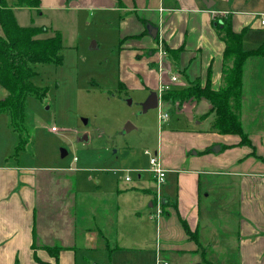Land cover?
I'll return each mask as SVG.
<instances>
[{
    "label": "crops",
    "instance_id": "crops-1",
    "mask_svg": "<svg viewBox=\"0 0 264 264\" xmlns=\"http://www.w3.org/2000/svg\"><path fill=\"white\" fill-rule=\"evenodd\" d=\"M212 3L209 8L204 0H40V11H59L75 27L72 44L79 48L86 32V43L93 41L89 50H104L107 61H114L112 89L138 93L141 102L157 92L162 111L185 116L187 129L172 125L160 131L156 153L167 170L162 197L153 187L122 178L114 185L103 181L107 191L97 179V189L84 192L77 172L87 168V160L77 157L50 168L12 165L1 155L0 264H78L81 254L85 264H111L113 258L124 264H227L212 258H221L227 246L237 247L241 264H264V127L256 126L258 111L252 113L264 61L248 60L245 74L243 124L251 145L241 144L239 135L210 131L215 115L207 99L162 98L164 88L197 81L204 87L209 75L212 89L221 88L226 46L215 21L230 18L234 31L245 30L246 50L252 34L264 41V0ZM150 26L158 30L156 38ZM57 31L66 46L68 36ZM1 89L0 99L7 94ZM160 122L168 124L170 115ZM216 145L220 153H214ZM157 199L163 200L159 216ZM205 214L210 221L202 228ZM232 216L237 234L228 227ZM212 220L223 222L220 231Z\"/></svg>",
    "mask_w": 264,
    "mask_h": 264
},
{
    "label": "rangeland",
    "instance_id": "rangeland-1",
    "mask_svg": "<svg viewBox=\"0 0 264 264\" xmlns=\"http://www.w3.org/2000/svg\"><path fill=\"white\" fill-rule=\"evenodd\" d=\"M41 12L43 15L39 14ZM17 15L26 27L36 26L43 21L42 23L49 27L53 25L55 30L62 29L69 40L66 38L67 44H64L65 47L61 51V64L36 65L37 73L32 81L36 86L45 88L46 94L40 98L33 95L27 97L24 119L12 125L10 115L0 112V156L8 155L12 165L50 168H59L60 166H56L58 163L67 165L77 157L81 162L87 160V168L77 172L78 178H81L78 183L82 184L84 192L96 188L97 179L101 180L100 186L107 191L109 188L103 185V181L108 180L114 185L122 178L132 186L146 184L150 188L153 187L152 189L162 197L161 188L164 190L165 183L153 182L148 171L150 158L160 152V131L173 128L172 125L187 129V118L178 116L174 111H168V124H171L168 126L167 122H160V114L165 113L161 107L143 113L138 93L125 94L112 89L110 85L115 79L114 61H107L104 50H89L93 41L86 43L89 39L86 32L82 34L83 44L79 48L72 44L69 37L75 27H72L71 23L65 24V19L59 18V11L38 12L36 9L23 8L17 11ZM260 39L258 33L252 34L247 45L245 44L247 49L257 48L262 43L259 42ZM261 69L257 78L260 86L254 92L258 95L257 105L252 109L253 115L258 111L257 127H264V63ZM128 100L132 103L129 104ZM128 123L134 126L129 131L126 129ZM52 127L57 130L53 131ZM84 136L88 139L84 140ZM63 151H66L67 156L62 157ZM159 154L162 156V152ZM73 165L77 166V163ZM118 170L123 171L114 172ZM140 175L142 179H139ZM111 177H116V180ZM127 177L130 181L125 180ZM171 179V176H168V182ZM208 221L210 220L205 214L201 227H207ZM211 223L220 231L222 221L212 220ZM236 224L232 216L228 227L234 234H237ZM215 255L212 253L216 262L220 260L223 263L226 261L227 264H241L236 246H227L221 258L219 254L216 257ZM130 256L134 257V254ZM83 260L87 261L85 254H81L78 264H85ZM111 264L124 263L113 258ZM128 264L139 263L132 261Z\"/></svg>",
    "mask_w": 264,
    "mask_h": 264
},
{
    "label": "trees",
    "instance_id": "trees-1",
    "mask_svg": "<svg viewBox=\"0 0 264 264\" xmlns=\"http://www.w3.org/2000/svg\"><path fill=\"white\" fill-rule=\"evenodd\" d=\"M23 8L39 11L40 0H0V87L7 92L0 99V112L10 115L12 125L24 119L28 96L40 98L46 94L45 88L32 81L37 73L36 65L61 64V51L65 47L62 33L53 31L51 27L21 26L16 11ZM144 23L148 25V22ZM215 23V29L226 46L221 88L217 91L212 89L209 75L204 87L197 81L192 86L169 88L162 93V98L174 103L207 99L212 105L210 113L215 115L210 131L239 135L241 144L251 145L243 124L245 74L248 60L264 59V41L257 48L246 50L243 47L245 30L234 31L230 18H222ZM260 159L264 161V158ZM184 228L189 236L195 237L185 223Z\"/></svg>",
    "mask_w": 264,
    "mask_h": 264
},
{
    "label": "built area",
    "instance_id": "built-area-1",
    "mask_svg": "<svg viewBox=\"0 0 264 264\" xmlns=\"http://www.w3.org/2000/svg\"><path fill=\"white\" fill-rule=\"evenodd\" d=\"M261 23L264 25V19L261 21ZM173 82L178 81L177 77L172 78ZM168 88H164L163 91L167 90ZM169 115L165 112L160 114V119L161 121H166L168 119ZM53 131H56V127H52ZM148 153V152H147ZM76 161L77 158H74ZM150 173L153 175V178L157 184H163L166 180V172L167 170L164 168L162 165L161 159L158 155V153H155L151 158H150V168H149ZM126 180H129L127 177ZM157 208H158V213L157 215L159 216L162 213V200L157 199ZM167 264V263H165Z\"/></svg>",
    "mask_w": 264,
    "mask_h": 264
},
{
    "label": "water",
    "instance_id": "water-1",
    "mask_svg": "<svg viewBox=\"0 0 264 264\" xmlns=\"http://www.w3.org/2000/svg\"><path fill=\"white\" fill-rule=\"evenodd\" d=\"M209 1L210 0H204V3L206 4L207 7L210 8V7L213 6L214 3L208 4ZM149 29H150V34L154 38H156L158 30L156 28H154V27H151V26H150ZM128 103L131 104L132 101L128 100ZM141 107H142V112L143 113H146V112H148L151 109L158 108L159 107V95H158V93L157 92H151V94L147 97V99L144 102L141 103ZM133 128H134V126H132L130 123H128L126 125L127 131H129V130H131ZM87 139H88V137L84 136V140H87ZM220 150H221L220 145H216L213 148L214 153H220ZM66 155H67L66 151H63L62 157H65Z\"/></svg>",
    "mask_w": 264,
    "mask_h": 264
},
{
    "label": "bare ground",
    "instance_id": "bare-ground-1",
    "mask_svg": "<svg viewBox=\"0 0 264 264\" xmlns=\"http://www.w3.org/2000/svg\"><path fill=\"white\" fill-rule=\"evenodd\" d=\"M167 53V52H166Z\"/></svg>",
    "mask_w": 264,
    "mask_h": 264
}]
</instances>
